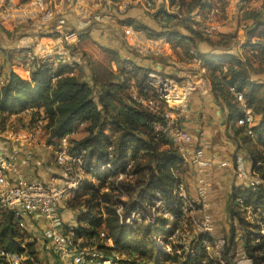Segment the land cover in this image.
Returning <instances> with one entry per match:
<instances>
[{"label": "trees", "instance_id": "1", "mask_svg": "<svg viewBox=\"0 0 264 264\" xmlns=\"http://www.w3.org/2000/svg\"><path fill=\"white\" fill-rule=\"evenodd\" d=\"M110 1L114 3L119 0ZM218 2L222 4L220 0H168L169 6L175 8L174 12H168L165 4H161L156 12L147 15L155 19L162 15L172 17L176 25L191 36L199 37L202 33L191 28L190 18ZM221 7L223 10V4ZM242 16L243 20L252 21L250 26H245L247 32L252 34L254 29H262L264 33V9L260 12L245 10ZM119 23L143 31L149 38L165 37L175 53L177 45L182 47L185 60L202 58L196 51L194 53L183 45L187 36L175 28L167 27L158 31L130 16L119 19ZM22 26L14 32L17 33ZM0 29L5 31L2 27ZM221 37L219 43L222 44L224 35ZM225 43L228 42L225 40ZM248 47L253 57L264 63V39L259 38L248 44ZM115 60L118 62L117 58ZM8 63L10 60L6 58L1 66L4 79L0 85V129L6 126L12 114L32 108L26 117L31 123L40 116L42 110L47 144H56L61 136L77 128L69 139V150L82 152L87 166L99 167L110 162L114 169L123 171L128 161L132 162L128 171L132 178L125 180H117L115 176L106 179L97 172L86 171L80 189L66 204L67 208L76 212L75 224L70 226L77 237H84L87 241L92 238L99 240L96 245L98 257L112 259L113 264H217L213 258L205 256L200 235L191 243L193 255L186 252L169 254L161 251L152 237L161 230V226L124 224L116 212L119 202L124 204V213L127 214L132 208L151 202L157 192L171 198L174 185L180 179L175 174L183 164L181 154L168 137L153 128V122L159 117L133 101L128 93L131 77L136 78L141 91L146 90L145 68L135 67L128 72L131 75L123 74V82L116 87L112 74H106L101 79L102 87L109 86L110 94L124 103V111L114 114L103 92L79 76H62L53 85L51 79L54 73L48 64L33 70L30 78L26 79L14 72ZM205 66L213 92L229 109V119L237 124V119L243 113V106L230 87L242 93L246 107L251 109L255 117L250 127L237 124L235 133L249 155L251 171L262 183L255 190L243 181L233 186L227 248L236 246V226L240 227L244 251L252 258L253 264H264V255L258 252L264 251V237L261 242L256 240L261 224L264 226V78L252 77L254 74L264 75V70L254 67L251 58L243 61L233 59V64L226 68ZM67 69L69 67L64 65L58 74ZM80 123L82 126L79 127ZM109 146L112 147L110 150ZM120 195L125 198L120 200ZM239 198L244 206H252L255 210L251 220L246 219L241 204L237 202ZM20 221L21 218L12 210L0 209V247L23 251L27 264H37L40 258L36 240L27 229L20 226ZM68 226L65 225L66 230ZM101 232L112 239V245L100 240ZM0 264L5 263L0 260Z\"/></svg>", "mask_w": 264, "mask_h": 264}, {"label": "built area", "instance_id": "2", "mask_svg": "<svg viewBox=\"0 0 264 264\" xmlns=\"http://www.w3.org/2000/svg\"><path fill=\"white\" fill-rule=\"evenodd\" d=\"M75 2H84L89 7L99 9V13L92 17V20H88L90 24L93 21L100 22L105 16L118 18L131 8L141 7L147 13L153 14L168 0H119L114 3L106 0L108 4L113 5V8L105 14L100 13V7L105 6L103 0H75ZM57 3L58 0H21L19 2L0 0V27L4 29L9 28V25L17 27L34 16L41 22L45 31L44 35H57L66 47L72 46L80 41V35L87 23H81L76 28L70 26L67 19L57 13ZM240 8L242 11L260 12L264 9V3L263 0H240ZM222 16V7L219 4L213 5L190 18L191 28L204 35L217 34L222 24ZM126 28L133 29L132 26L123 25V30ZM194 61L201 62L196 57ZM2 63L0 54V84L3 76ZM44 64H48L54 73L51 79L52 84H56L62 76L74 75V70L70 68L58 74L59 69L64 66L63 60L54 55H40L32 46H29L24 53L23 67L28 72H32ZM201 72H205L204 67L201 68ZM199 80L197 76L179 79L174 75L149 69L146 71V90L141 91L133 78L128 84L131 99L159 117L153 122L154 130L170 139L181 154L183 163H191L196 167L197 196L193 197L188 192L186 184L179 179L174 185L171 198L157 192L151 202L134 207L127 214L124 213V204L119 202L116 212L124 224L145 223L161 226V230L154 233L152 237L156 246L163 252L169 254L186 252L193 255L191 243L200 235V244L205 256L213 258L217 264H253L252 258L242 248L227 249V237L216 231V223L211 212V192L205 174L213 166L226 168L229 162L219 159L215 152H210L209 145H193L190 133L182 126L184 118L188 115L189 100L199 88ZM230 91L243 106V113L237 119V124L252 126L255 117L251 109L246 107L244 96L237 92L235 87H230ZM26 111L30 113L32 108H27ZM44 125L45 118L41 112L33 122H27V125L21 127H13L10 122L7 123L3 129H0V135L5 140L34 144L46 135ZM79 126H82V123ZM76 129L65 133L56 144L52 145L58 171L56 176L48 182L29 181L19 175L17 181L12 183L8 172L14 170L13 160L10 157L0 160V209L12 210L21 218V227L24 226L22 218L42 217L46 225L45 236L63 264H113L112 259L98 257L96 245L99 240L92 238L87 241L84 237H77L70 225L66 230L58 210L80 189L87 170L97 172L99 176L106 179L115 176L117 180H125L132 178L128 173L132 162L128 161L123 171L114 169L110 162H105L99 167L87 166L82 152L74 153L69 150V139L75 134ZM249 133L254 137L252 131ZM111 148L109 146V150ZM234 169L236 177L252 189L255 190L262 183V180L246 167L241 157L237 158ZM119 198L123 200L125 197L120 195ZM237 202L241 204L247 219L251 220L256 213L253 207L244 206L240 198ZM258 235L256 240L261 242L264 237L263 224ZM100 240L112 245V239L106 237L105 232L100 233ZM258 252L264 255V251ZM0 260L5 264H27L23 251L6 250L2 247H0Z\"/></svg>", "mask_w": 264, "mask_h": 264}, {"label": "crops", "instance_id": "3", "mask_svg": "<svg viewBox=\"0 0 264 264\" xmlns=\"http://www.w3.org/2000/svg\"><path fill=\"white\" fill-rule=\"evenodd\" d=\"M13 1L19 2L21 0ZM103 1L105 6L100 13L105 14L108 10H112L113 5L108 4L106 0ZM220 1H222L224 8L219 32L214 35L201 34L196 37L191 36L188 31L176 25L177 23L172 17L162 15L156 19H150L141 7L131 8L126 14L120 15L118 18L105 16L100 22L93 21L89 24L87 17L91 8L88 4L76 3L75 0H58L57 13L64 16L70 26L76 28L81 23H87V26L82 30L83 35L78 43L72 45L73 47H66L57 35H44L45 31L41 22L32 16L25 22L31 28L29 32L16 36L13 25H9L5 31L0 29V54L2 64L8 58L10 60L8 66L26 79L30 78L31 72L23 67V58L29 46H32L40 55H54L63 60V65L71 67L70 69L74 70V75L83 78L99 91H102L109 103V109L114 114L123 112L125 107L119 98L110 94L109 86L104 85L105 87H102L103 81L101 79L106 74L113 75L114 87L123 82V74L131 75L128 72L135 67L157 70L174 75L179 79L191 76L199 77V88L189 100L188 115L184 118L182 126L190 133L193 145H209L210 152H215L219 159L229 162L226 168L213 166L205 174L210 186L211 212L216 223V231L224 234L228 239L233 186L242 183L235 176L234 167L237 158L241 157L246 167L251 170V161L235 133L237 124L229 119V109L212 90L205 65L226 68L233 64V59L243 61L246 58H251L254 67L264 70V63L253 57V52L248 47V44L254 43L259 38L264 39V33L261 32L262 29H254L252 34L247 32L245 26H250L252 21L242 19L244 11L240 10V0ZM217 4L222 6L221 2ZM165 7L168 12L175 11V8L170 7L168 2L165 3ZM125 16L144 21L158 31H163L167 27L175 28L179 33L187 36L183 45L187 49H192V52L196 51L202 57L199 58L201 62L194 61V58L192 61L185 60L182 47L177 45L175 53L165 37L153 39L147 37L143 31L134 28L123 30V25L119 23V19L121 20ZM221 35H224L222 44L219 43L222 38ZM225 40L228 42L227 44ZM115 58L118 59V62ZM202 67L205 68L204 73L201 72ZM252 77L258 79L264 78V75L254 74ZM132 78L136 80L135 77L130 79ZM3 79L4 76H2L1 84ZM29 114L26 109L17 114H12L8 123L16 116L26 119ZM1 137L0 160L10 157L14 162V170L8 172V177L12 183L17 181L19 175L29 181L42 182H48L53 176H56L58 169L53 156V147L46 142L47 135L34 144L17 143ZM176 174L186 184L188 192L196 197L198 187L196 167L191 163H183ZM66 204L59 207V216L65 225H73L75 224L76 212L67 208ZM22 220L26 223V229L36 240L37 250L40 253L39 257L43 264H63L58 253L45 236L44 219L35 216L25 217ZM235 242L236 246L233 248L240 247L243 249L242 230L237 226ZM227 249L230 250L231 248Z\"/></svg>", "mask_w": 264, "mask_h": 264}, {"label": "rangeland", "instance_id": "4", "mask_svg": "<svg viewBox=\"0 0 264 264\" xmlns=\"http://www.w3.org/2000/svg\"><path fill=\"white\" fill-rule=\"evenodd\" d=\"M100 1V0H99ZM239 6H240V1H239ZM90 8H91V11H90V13H89V15H88V17H87V20H92L93 18L92 17H94L96 14H98L99 13V9H97V8H95V7H91L90 6ZM101 9L103 8L102 6L100 7ZM101 9H100V11H101ZM146 12V11H145ZM147 13V12H146ZM148 17H150V19H153V17L152 16H150V15H148ZM25 22H27V21H25ZM25 22H23L22 24H23V26L17 31V33H15V35L16 36H18V35H20V34H23V33H25V32H29L30 31V27L27 25V24H25ZM21 24V25H22ZM21 25H19V26H17V27H15L14 29H16V28H18V27H20ZM150 26H152V25H150ZM5 30H7V29H5ZM261 75H263V74H260V76ZM27 122H28V120H26L25 119V117H15V118H13L12 119V121H10V124L13 126V127H21V126H23V125H27ZM1 136V135H0ZM2 138V137H1ZM233 165H235V164H233ZM235 176H236V172H235ZM70 201V200H69ZM68 201V202H69ZM214 217V216H213ZM23 228H27V226H26V223H24V227ZM28 230V229H27ZM39 255L38 256H40V253H38ZM40 258V257H39ZM37 264H43V262L41 261V259H40V261H37Z\"/></svg>", "mask_w": 264, "mask_h": 264}]
</instances>
